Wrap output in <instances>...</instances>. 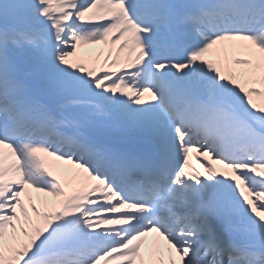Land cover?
Returning a JSON list of instances; mask_svg holds the SVG:
<instances>
[{
	"label": "snow or ice",
	"instance_id": "obj_1",
	"mask_svg": "<svg viewBox=\"0 0 264 264\" xmlns=\"http://www.w3.org/2000/svg\"><path fill=\"white\" fill-rule=\"evenodd\" d=\"M0 264H264V0H0Z\"/></svg>",
	"mask_w": 264,
	"mask_h": 264
},
{
	"label": "bare ground",
	"instance_id": "obj_2",
	"mask_svg": "<svg viewBox=\"0 0 264 264\" xmlns=\"http://www.w3.org/2000/svg\"><path fill=\"white\" fill-rule=\"evenodd\" d=\"M214 168H216L217 170H220V165H216V167H214ZM202 172H204V170Z\"/></svg>",
	"mask_w": 264,
	"mask_h": 264
}]
</instances>
